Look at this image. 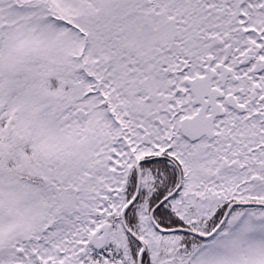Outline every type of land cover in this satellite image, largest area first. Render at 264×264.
I'll use <instances>...</instances> for the list:
<instances>
[{"label":"snow or ice","instance_id":"1","mask_svg":"<svg viewBox=\"0 0 264 264\" xmlns=\"http://www.w3.org/2000/svg\"><path fill=\"white\" fill-rule=\"evenodd\" d=\"M0 264H264V0H0Z\"/></svg>","mask_w":264,"mask_h":264}]
</instances>
